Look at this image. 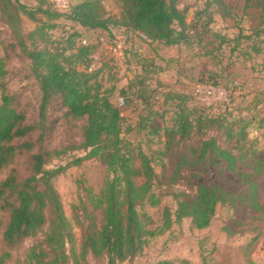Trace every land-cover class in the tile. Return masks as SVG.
Masks as SVG:
<instances>
[{
	"label": "trees",
	"instance_id": "trees-1",
	"mask_svg": "<svg viewBox=\"0 0 264 264\" xmlns=\"http://www.w3.org/2000/svg\"><path fill=\"white\" fill-rule=\"evenodd\" d=\"M32 1L33 6L24 0H0V19L15 39L10 45L13 50L20 49V56L28 64L27 76L34 80L37 90L31 113L15 93L9 92L5 60L0 59V264H9L14 250L29 239L37 241L28 249L25 261L15 264H90V259L100 264H131L142 253L147 237L162 235L185 219L191 220L197 230L207 229L219 206L242 209L252 212L254 219H264L261 163L248 168V153L222 146L219 139L221 131L226 141L236 137L235 121L229 122L226 114L208 115L179 105L172 127L165 129L163 152L157 153L154 161L142 151L135 157L127 151L122 136L121 110L101 92L98 83H91L93 77L86 72L90 61L84 71L77 67L88 61L90 45H76L77 33L68 37L67 48L53 49L47 44L50 36L46 30L55 28L52 20L65 16L85 30L108 31L111 25H122L152 43L189 46L191 32L209 7L225 8L226 0H204V6H195L197 20L191 23L188 9H179L176 0H117L119 16L107 15L103 0H85L66 11L57 9L53 0ZM193 1L198 4L200 0ZM245 1L260 9L262 19L256 35L264 36V0ZM38 13L46 19H39ZM22 16L35 21L36 28L24 32ZM223 40L227 41L225 37ZM67 51L71 52L68 56ZM127 92L148 100V95L156 91L139 82L131 84ZM256 120L258 129L264 126V118L256 115L250 121L244 119L247 126L242 138L247 136L245 128ZM62 126L75 129L77 138L53 147V135ZM212 130L217 133L209 135ZM195 136L199 138L195 146L187 152L178 151ZM174 152L177 161L169 187L182 173L195 168L199 172L217 169L218 178L199 184L194 193L169 192L176 209L165 207L162 227L151 232L147 229L150 217L146 207L158 205L163 193L155 191V163L164 164L165 157L174 158ZM64 159L65 165L50 167ZM90 160L104 164L108 176L99 194L89 203L83 202V217L76 218L81 234L78 244L54 180ZM228 176L233 177L228 180L230 184L235 179L241 181L239 191L222 183ZM137 179L143 182L139 184ZM156 264L174 263L162 260Z\"/></svg>",
	"mask_w": 264,
	"mask_h": 264
},
{
	"label": "rangeland",
	"instance_id": "rangeland-1",
	"mask_svg": "<svg viewBox=\"0 0 264 264\" xmlns=\"http://www.w3.org/2000/svg\"><path fill=\"white\" fill-rule=\"evenodd\" d=\"M24 1L35 5L32 0ZM82 1L85 0H53L55 7L62 11ZM176 1L179 9H188L189 23L197 20L195 8L205 3L204 0L198 4L193 0ZM225 3L226 7L222 9L214 5L209 7L207 14L211 17L207 14L202 17L197 29L191 32L193 37L189 46L165 47L158 42L152 43L144 35L129 31L122 25H111L108 31L85 30L65 16L52 20L55 28L46 30L50 36L47 44L53 49L67 48L68 37L77 33L76 45L84 41L90 45L88 61L77 67L84 71L90 61L86 72L93 77L91 83H98L101 92L121 110L124 118L122 136L127 143V151L135 157L142 151L154 161L157 153L163 152L165 129L172 127L174 113L179 105H184L193 112L226 114L229 122L235 121L236 137L229 142L224 131L219 132L221 145L235 151L242 149L248 153L245 159L250 164L248 168L259 162L264 173V126L258 129L260 124L256 120V124L245 128L247 136L242 138L241 135L247 126L245 121H250L255 115L259 119L264 118V36L256 35L262 13L245 0H226ZM103 5L107 15H120L117 0H103ZM37 17L46 19L40 13ZM35 28V21L22 16L24 32ZM11 35L0 19V59L5 60V82L9 92L15 93L22 106L32 113L37 102V90L34 80L27 76L28 64L20 56V49L13 50L10 45V41L15 42ZM223 37L227 41L224 42ZM65 54L68 56L71 52ZM139 82L156 91L148 95V100L139 98L137 93L127 92L131 84ZM206 87L213 88L214 92ZM216 133L217 130H212L209 135ZM76 138L75 129L62 126L54 133L52 146ZM198 141L195 136L184 148L178 147V151L187 152ZM173 156L165 157L164 164L155 163L158 175L155 191L163 193L162 197L159 195L161 202L158 205L148 204L146 207L150 217L147 229L151 232L162 227L165 207L176 209V202L168 195L169 192L194 193L199 184H209L218 178L217 169L199 172V168H195L182 173L169 187L177 161L175 152ZM66 162L67 159L56 160L50 167L65 165ZM136 165L139 166L138 159ZM107 176L104 164L90 160L81 167L68 169L54 180L78 244L81 234L76 218L83 217V202L89 203L93 195L99 194ZM229 178L233 180L228 176L222 183L232 191H239L241 181L234 178V183L230 184ZM137 182L141 184L143 180L137 179ZM253 215L242 209L219 206L207 229H195L189 219L175 223L162 235L147 237L142 253L131 264H156L162 260L174 264H264V219H254ZM36 241L29 239L14 250L9 264L25 261L28 249ZM89 262L100 264L94 259Z\"/></svg>",
	"mask_w": 264,
	"mask_h": 264
},
{
	"label": "built area",
	"instance_id": "built-area-1",
	"mask_svg": "<svg viewBox=\"0 0 264 264\" xmlns=\"http://www.w3.org/2000/svg\"><path fill=\"white\" fill-rule=\"evenodd\" d=\"M84 43L86 44L85 41H84ZM205 89H207V90H211L212 92H214L213 88H211V87H206ZM198 92H200V89L198 90Z\"/></svg>",
	"mask_w": 264,
	"mask_h": 264
}]
</instances>
